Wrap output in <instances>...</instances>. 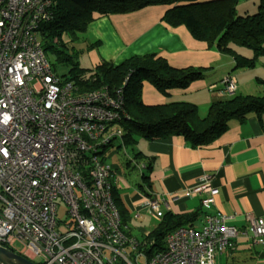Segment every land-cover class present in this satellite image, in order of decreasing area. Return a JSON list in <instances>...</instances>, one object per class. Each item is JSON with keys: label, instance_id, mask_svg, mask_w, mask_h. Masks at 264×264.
Returning a JSON list of instances; mask_svg holds the SVG:
<instances>
[{"label": "built area", "instance_id": "built-area-1", "mask_svg": "<svg viewBox=\"0 0 264 264\" xmlns=\"http://www.w3.org/2000/svg\"><path fill=\"white\" fill-rule=\"evenodd\" d=\"M53 5L0 0V247L35 264H216L240 234L228 215L170 232L166 249L151 255L123 225L105 157L114 141L124 145L115 124L122 99L107 89L79 95L74 84L61 82L40 38ZM220 84L221 95L237 91L233 76ZM133 163L143 175L147 165ZM218 193L208 176L188 190L207 208ZM165 207L149 192L139 205L157 219ZM249 222L254 239L264 237V216Z\"/></svg>", "mask_w": 264, "mask_h": 264}, {"label": "crops", "instance_id": "crops-1", "mask_svg": "<svg viewBox=\"0 0 264 264\" xmlns=\"http://www.w3.org/2000/svg\"><path fill=\"white\" fill-rule=\"evenodd\" d=\"M166 11V7L153 6L129 14L97 16L90 23L84 35L86 40L81 42L83 46L79 49L89 56L92 64L85 69H95L103 62L119 65L131 57L148 53H157L173 68H201L205 70L203 79L193 82L187 89H174L164 96L145 82L142 92L143 103L147 106L187 102L197 107L200 117L207 115L213 102L228 97L219 93L223 89L220 82L228 75L237 82L236 93L257 91V79H264V75L259 74H264L263 67L234 70L233 57L195 40L184 26L173 28L166 24L163 21ZM257 68L263 71L258 72ZM135 140L131 148L117 143L113 150L123 147L126 152L131 149V156L135 158L141 154L138 161L147 165L146 182L138 168L131 166V161L124 169L120 162L106 160L113 168L114 188L129 219H134L132 231L127 223L131 235L142 239L161 221L148 210L139 208L147 196L140 188L142 185L150 196L162 197L169 204V208L163 209L164 215L197 213L187 226L201 229L207 215L231 217L229 224L240 234L234 248L224 251L216 264H264V237L254 239L249 222L251 217L264 216V115L259 119L251 114L244 122L231 120L219 138L204 146L192 147L181 136L153 141L136 136ZM132 172L138 173L139 182L128 179L127 173L131 175ZM206 176L219 190L215 204L209 208L188 194V190ZM135 230L137 234L133 233ZM243 231L248 235L242 234Z\"/></svg>", "mask_w": 264, "mask_h": 264}, {"label": "trees", "instance_id": "trees-1", "mask_svg": "<svg viewBox=\"0 0 264 264\" xmlns=\"http://www.w3.org/2000/svg\"><path fill=\"white\" fill-rule=\"evenodd\" d=\"M240 3L241 0H54L53 18L43 25L40 34L42 48L56 74L53 65L69 68L63 76L57 75L62 83L74 84L77 94L107 89L115 100L122 99L123 115L115 124L124 132L125 147L133 146L136 136L150 141L181 136L192 147L209 145L228 129L231 120L244 122L251 114L262 119L264 91L263 95L235 93L215 101L205 117H200L197 107L187 102L147 106L142 100L145 82L167 96L171 90L187 89L203 79L205 70L173 68L157 53L134 56L119 65L103 62L90 70L79 65L76 55L80 51L75 49L71 54L69 48L74 49L71 44L86 40L84 35L97 16L129 14L163 6L167 8L163 16L166 24L173 28L184 26L195 40L233 57L234 70L264 68V0L255 14L238 15ZM257 83L264 87V79L258 78ZM140 156L137 154L136 159ZM142 179L148 180L144 174ZM140 188L147 195L142 185ZM113 200L127 227L129 214L115 188ZM196 216L197 213L165 214L156 228L141 239L146 243L147 253L164 251L167 235L187 226Z\"/></svg>", "mask_w": 264, "mask_h": 264}, {"label": "rangeland", "instance_id": "rangeland-1", "mask_svg": "<svg viewBox=\"0 0 264 264\" xmlns=\"http://www.w3.org/2000/svg\"><path fill=\"white\" fill-rule=\"evenodd\" d=\"M260 3H261V0H241V3L239 4L238 10H237L238 15H244V14H246V12H248L249 14L257 13L259 10ZM66 41H67V39H66ZM72 46L74 47V49L69 48V53L74 54L75 49L78 51L79 49H81V46H83V44L81 42L80 43L76 42V43H73L70 45V47H72ZM77 54L78 55H76V58H77L79 65L84 69L85 68H91V67H89V66H92V64L89 60V56L87 54L78 53V52H77ZM76 58H75V60H76ZM53 66H54V69L56 70L57 74L60 76H63V74H66L69 71V68H67V67H61L60 65H53ZM259 67H262V66H258V68ZM258 68H257L258 72L263 71V70H258ZM259 74L264 75L261 72H259ZM256 75L261 76V75H258L257 73H256ZM263 91H264V87L261 88V87H259V85H257V91H255V89H252V90H250L249 94L263 95ZM260 92H262V93H260ZM117 143H118V141H114L113 146H114V144H117ZM118 145H119V143H118ZM131 147L132 146H128V148H131ZM125 148H127V147H125ZM132 149H134V148H132ZM130 151H132V150L126 149V152H127L126 153L124 151L123 147H120L116 150H113V147H111V148L106 150L105 157H106V160L108 158L110 161L120 162L124 169H126L125 167L128 163L130 165L129 161H131V164H132L131 166L134 168L135 166H133L134 165L133 162L134 161L139 162V161L135 157L131 156ZM110 154H111V156H109ZM130 158H132L134 161H132V159H130ZM130 171H133V170H130ZM136 174H138V173L132 172L131 175L129 173H127L128 179L129 180L131 179L130 180L131 182H139V179H138ZM65 217H66L65 207H64L63 203H60L59 218L64 219ZM132 221H134V219L133 220L129 219V221H128V227L131 229V231H132V226L135 227V222L133 223ZM133 233L137 234L136 230Z\"/></svg>", "mask_w": 264, "mask_h": 264}, {"label": "water", "instance_id": "water-1", "mask_svg": "<svg viewBox=\"0 0 264 264\" xmlns=\"http://www.w3.org/2000/svg\"><path fill=\"white\" fill-rule=\"evenodd\" d=\"M0 264H35L21 255L0 247Z\"/></svg>", "mask_w": 264, "mask_h": 264}]
</instances>
